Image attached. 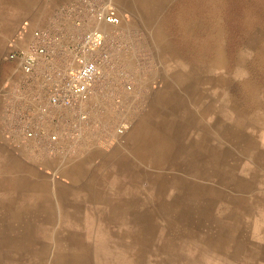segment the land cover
<instances>
[{
  "label": "crops",
  "instance_id": "0c3cea01",
  "mask_svg": "<svg viewBox=\"0 0 264 264\" xmlns=\"http://www.w3.org/2000/svg\"><path fill=\"white\" fill-rule=\"evenodd\" d=\"M113 1L122 12L134 17L121 28L122 38L127 37L126 41L137 48L132 49L130 59H125V66L131 72L139 67L134 75L138 85L144 81L143 86L127 92L119 85L118 71L112 77V72L108 73L96 84L87 107L101 110L94 113L87 127H71L67 132L64 123L72 119L70 111L36 98L33 88L20 90L19 65L1 63L12 46L23 42L19 32L25 23L30 28L62 29L60 22L50 23L47 15L57 4L52 0L0 3V77L16 75L8 88L0 84V94L4 93L0 99V228L15 221H51L56 222L55 228L73 222L74 235L86 245L60 250L57 231L52 228L47 236L42 232L32 234L25 248L4 246L0 252L5 250L9 259L3 264H119L123 260L120 254H126L127 264H167L163 249L165 240L175 236L167 229L172 222L185 227L184 238L192 241L200 239L201 233L189 232L190 223L207 219L233 222L230 211L244 214L240 217L244 235L251 222H256V231L261 230L264 237V118H251L259 113L264 116V110L237 107L230 86L224 88L210 80L199 83L197 79L203 73L198 70L191 75V88L184 89L175 74L191 73L186 67L180 69L187 61L180 57L178 63L174 60L171 64L162 52L159 57L154 55L150 46L154 35L149 30H165V24L161 21L152 27L141 21L137 16L143 12L140 6L159 4L160 13L177 14L179 8L191 6L190 0ZM64 29L70 36L77 35L87 25L66 23ZM171 45L177 46L174 42ZM157 78L162 87H150ZM33 80L37 85L38 78ZM39 105L49 108L46 116H42ZM118 108L124 109L132 121V129L122 139L116 138L115 130L110 131V126L119 121ZM236 112L247 118L238 120L233 117ZM22 126L43 131L44 135L58 131L65 138L66 133L69 143L64 144L63 151L50 153L48 136L26 144L15 143L19 141L15 134L11 140L4 138V132L15 133ZM156 175L165 178L162 188ZM209 188L216 193H205ZM209 199L212 205L207 217L200 211V202L206 204ZM161 202L163 205H159ZM125 228L142 231L147 244L144 262L134 261L133 238L122 237ZM62 234L66 240V231ZM7 235L13 240L25 236L22 228ZM16 242L22 244L24 239ZM197 251L189 244L183 253L193 259ZM60 252L68 254V262L59 261Z\"/></svg>",
  "mask_w": 264,
  "mask_h": 264
},
{
  "label": "bare ground",
  "instance_id": "6f19581e",
  "mask_svg": "<svg viewBox=\"0 0 264 264\" xmlns=\"http://www.w3.org/2000/svg\"><path fill=\"white\" fill-rule=\"evenodd\" d=\"M7 2L8 0H0L2 5L7 4ZM189 4L191 5L189 8L182 7L177 10L176 20L173 22L174 28L176 29H170L174 30V36L184 43L182 52L181 50L180 52H176V50H174L173 46L171 45L172 39L174 37L170 34L171 32L168 28L169 22H167V19L164 18L166 15L159 12V4L144 3L140 6L141 11L143 12H140L137 15L142 17L141 21L152 27H154L152 24H157V22L161 21H163L165 24V30L156 29L155 27L149 30V33L154 35L153 40H150V46L153 49V53L156 57L161 56V52H167L171 61L175 60L176 63H178V58H180L182 55H184L182 57L185 60H188V54H191L189 50H192L190 48L193 46L194 59L188 60V67L186 66V68L189 69L191 73L175 74L177 80H181V83H183L184 89L189 90L191 88V81L193 80L191 75H193L194 70H198L200 73H203V75L199 74L200 77L197 79L199 83L203 80L204 82L210 80L213 81L215 85L218 84V86L224 88L229 87V84L234 78L245 79V64L248 60L246 53L247 50L255 51L254 57L257 60L253 67L255 73L259 74V72L264 71V0H190ZM236 7L240 8L241 11L236 12L235 14L230 12L231 14H229L228 9H234ZM0 13L3 15L2 9H0ZM227 24L233 27V31L231 33L226 28ZM110 31L111 30L109 29V36L111 33ZM123 38L128 40L125 36ZM226 41L235 42V48L231 55L234 59L233 63L228 62L227 59L225 47ZM157 60L158 58L156 61ZM171 61L168 59V62ZM221 69H223V73L219 72ZM213 82H210V84H213ZM143 83L144 81L142 80L139 82V85L143 86ZM104 85L105 83L103 86ZM245 86H252L255 88L254 84L243 81V87ZM128 88L131 87L128 86ZM256 91L259 92V89H255L254 94H256ZM120 94L121 93H119V95ZM120 106H122V104H120ZM236 106L239 107V103L237 101ZM256 108L259 110V112L264 110V102H261L258 106H256ZM245 116V114H239L236 112L233 117H237L238 120H243L244 118H247V116ZM262 117L264 118V116L259 113V115L256 116L252 115L251 118L255 121L261 119ZM164 179L165 178L156 175L155 180L160 188H162L164 185ZM175 180L179 182L180 178ZM206 191L205 193H216V191L212 188L206 189ZM210 199L209 203L206 204L200 202L203 206V209H200V211L203 214H206L207 217L210 216V209L212 205V203H210L211 200L213 202V199ZM161 204L163 205L162 202L159 205ZM113 209L118 210L120 207L113 206ZM225 210L226 208H224V211ZM228 213L233 215V220L235 221L224 223L222 220H216L215 226L213 222L209 225L210 230H217L221 233H219V236L216 238L214 234L211 233L209 235H205L202 239H194L190 241L189 239L184 238L183 233L185 231V227H181L178 224V229H176V232H174L175 229L173 226L175 224L172 222V226L170 224L167 229L171 231L172 235L175 234V236L170 240H165V248L163 249V251L165 250V257H167L165 262L167 264H214V258H211L212 253L209 251L215 250L221 253V256L220 254V257L218 256V264L259 263L261 258H264V254L261 252L260 248H249L244 235L245 230L241 224V219L243 216L240 219L241 215L244 214L237 211H230ZM2 224H4V222H2ZM55 224L56 222L51 221L41 222V224L24 223L19 221L6 222L4 224L5 227L3 229L0 228V249H2L4 246L5 249L8 247L20 246L25 248L28 246L26 239H30L32 234L35 232H42L43 235L47 236L52 228L58 232V234L56 232V237L58 239V249L62 250L67 247L82 248L86 246L83 242H79L78 238H76L77 236L74 235L76 230L73 228V222H67L60 228H55ZM22 227H24L22 232L25 236L22 238H16L14 240L8 238L7 234L9 231L18 232ZM188 230L195 231L197 228L188 226ZM64 231H66V240H64V236L62 234ZM141 233L142 231L140 229L135 231V229L127 228H125L122 232V237L130 235L133 238V248L136 251V257L134 261L136 263H138V261L144 262L146 259L144 253H146L145 250L147 244L146 241L143 240ZM225 233L226 236L223 235ZM21 239H24V243L22 242V244H20V242H16ZM189 244H192V246L198 250V254H195L196 256L194 255L195 257L193 259H189V257L183 253L185 246H189ZM7 255L8 253H6L5 250L0 252V264H3L5 259H9ZM119 256L123 257V260L120 261L119 264H127L128 257L126 254H120ZM57 257L62 263L69 261L68 254L64 252H60ZM209 258L211 261H213L212 263L209 262ZM146 262H148V260H146Z\"/></svg>",
  "mask_w": 264,
  "mask_h": 264
},
{
  "label": "built area",
  "instance_id": "2783aa9c",
  "mask_svg": "<svg viewBox=\"0 0 264 264\" xmlns=\"http://www.w3.org/2000/svg\"><path fill=\"white\" fill-rule=\"evenodd\" d=\"M124 16L110 1L78 0L59 9L57 22L61 30L53 26L30 28L25 23L19 32L23 42L12 46L6 55L7 59L18 63L27 77L24 85L19 86L20 90L33 88L37 90L36 98L89 121L87 107L95 86L110 73L121 47L117 39L108 41V32L92 23L119 26ZM66 23L78 27L87 24V29L70 36L64 29ZM34 77L38 78L37 85ZM39 108L42 116L49 113L47 106L39 105ZM129 127L128 123H123L118 132L124 135ZM22 135L23 139L42 138L44 132L27 128ZM48 137L51 151L62 148L58 131Z\"/></svg>",
  "mask_w": 264,
  "mask_h": 264
},
{
  "label": "rangeland",
  "instance_id": "374dc122",
  "mask_svg": "<svg viewBox=\"0 0 264 264\" xmlns=\"http://www.w3.org/2000/svg\"><path fill=\"white\" fill-rule=\"evenodd\" d=\"M97 1H110L115 6H117V8L121 11L120 7L118 5H116L113 0H97ZM52 3H56L57 5L56 6H53V11L54 12L50 13V15L47 14L49 16V21H51L50 23H53V22H56L57 21V15H58L57 13H58L59 9L61 8V5H63V4L68 5L71 2H70V0H52ZM228 10H229V14H231L230 12H232V13L235 14L236 12H240L241 11L240 8H238V7L234 8V9H228ZM122 14L126 15L124 12H122ZM176 16H177L176 13L175 14L170 13V14H167L164 17V18L167 19L166 21L169 22L168 23L169 30L170 29H176V28H174V25H173V22L176 20ZM133 20H134V17L132 15H128L127 14L126 16H124V20L122 21V23L119 26H111V25H107V24H100V23H97L96 21L93 23L94 26H99L100 28H102L103 30H105V31L108 32V41L118 39L117 41L120 42L119 44H121V47H120V49L118 51V55L116 57V63L110 69L111 71H109V72L110 73L112 72L111 73V77H112L114 74H116V71H118L119 76H120L119 78H120V81H121V84H119V85H121L125 89V91H127V92H132V91H134V89H136L137 87L140 86V85H138L137 79H135L136 76L134 75V74L137 73V70L139 71V69H138L139 67H137L134 70V72H131V71L127 70V68L125 66V63H124L125 62L124 61L125 59L127 60V59H130L131 58V55L133 54V50L132 49L133 48L134 49H137V48L131 42L126 41L125 39H122V34H121L122 33V29L121 28H122V26L124 24L131 23ZM31 27H32V25H31ZM35 27H38V26H33L32 28H35ZM104 27H107V28H104ZM226 28H227V30L230 33L233 31V27L231 25H228L227 24L226 25ZM109 29L111 30L110 32L112 33V34L110 33V36H109ZM170 32H171L170 33L171 36L174 37L172 39V43L174 42L175 44H177V46L173 45V49L176 50V52H180V50L182 52L183 51L182 48L184 46V43L181 40H179L176 36H174L175 35L173 33L174 30H170ZM113 33H115V34H113ZM140 33H142V32H140ZM120 34H121V36H120ZM111 35H113V36H111ZM225 47H226V53H227L228 62L233 63L234 59H233V57L231 55H232V52H233V50L235 48V42L226 41L225 42ZM190 49H192V50H189L191 52V54L189 55L188 52H187V54H188V60L194 59L193 46H191ZM246 53H247V56H248V60H247V63L245 64V66H246V68H245L246 71H245V76H244L245 79H241V78L235 79L234 78L229 85H230V91L233 94L235 92V96L237 97V102L239 103V106H241V107H248V108H250V107L251 108H255V106H258L261 102H264V71L259 72V74H256L255 71H254V68H253L254 65L257 62V60L254 57L255 51L254 50H247ZM138 54L140 56H143L144 55V52H139ZM168 55L169 54L167 52H164L162 54V56L164 57L165 60L166 59H169L171 61V59H170V57H168ZM182 56H184V55H182ZM182 56H181V58H183ZM122 60H123V62H122ZM188 60H186V61H188ZM9 61L10 62H15V61L9 60V59L4 58V57L1 58V63H4L5 64V62H8L9 63ZM15 63H17V62H15ZM172 63H174V61H171V64ZM263 64H264V60H263ZM186 66H187V63L185 65L184 64H181L180 68L181 69H184ZM20 70H21V68H20ZM219 72L220 73H223L224 71H223V69H221V70H219ZM122 75H124V77H122ZM19 77L21 78V81H20V83L18 85L19 86H21V85L23 86L24 85V81L26 80L27 77H26L25 73L22 70H21V74H20ZM15 78H16V75H14V73L12 74V76L10 78L0 77V84H2V86L5 84V87L8 88V85L11 86V83H12L13 80H15ZM243 81L244 82H250L251 84H254L255 88H253L252 86H247V87L245 86V87H243ZM121 86H119V87L121 88ZM128 86H133V89H129ZM150 87L155 88V89L156 88L159 89V88L162 87V81L159 78H157L153 83H151ZM250 89H252L253 91L250 90ZM255 89H259V92L256 91V94H254L255 93L254 92ZM3 94L4 93H1L0 94V99L3 97ZM250 95H251V97H250ZM247 98H249V100ZM116 99L118 100V98H116ZM117 104H118V102H117ZM118 109H119L118 110V113H119V121L116 124H113L112 126H110L111 127L110 130H115L116 138L118 137V139H122L132 129V121L125 116L126 111L124 109H121V108H118ZM100 110H101V107H98V108L93 109V110H89L88 109V111H89V118H90L89 121H87V120H80L77 116H75L72 113L71 114L72 119L70 121H68V123H66V122L64 123L65 124V128H66L65 129L66 132H67L68 128L71 129V127L73 129H77L78 127L81 128L82 125L84 127H87V123L91 124V122L93 121V115H94V113H96V112H98ZM123 123H128L130 125L129 129H127V131H126V133L124 135L123 134H120L118 132V128ZM27 128H29V127H27V126L19 127V129L17 130V132L14 131L15 133L10 132V131H6V132H4L3 136H4V138H6L8 140L9 139L11 140V139L14 138L13 137V134H15L19 138V141L18 142H15V143H25V144L26 143L35 142L36 140L39 141V139H43L44 138V137L40 138L41 136H39V137H35V138H32V139H23L22 138V136H23L22 135V132L25 129H27ZM43 136L46 137L48 135L45 134ZM64 136H65L66 139L64 137H61V139H60V142H61L60 143V146L62 148H60L58 150H61V151H63L66 148V147L63 148L65 146L64 144L65 143L67 144V142L69 143L68 138L70 139V137H68L67 134H65ZM71 139H73V138H71ZM58 150H56V151H58ZM56 151H54V152H56ZM49 152L50 153H54L50 149H49ZM254 195H256V193ZM256 206H258V205H256ZM256 206H254V207H256ZM212 222H213V224L215 226V221H211L210 219H207L206 221H201V222H192L190 224H191V227L194 225V227L197 228V232L201 233V238L200 239H202L205 235H209L211 233H213L214 235H217V230H214V231L210 230L209 225ZM32 224H36V223H32ZM178 224L179 223H175V225L173 226V228L175 229L174 232H176V229H178ZM256 225H257V227H256ZM258 227H259V223L251 222L250 230L249 229H246V231H248L246 233V235H245L246 242H247L249 248H252V249L253 248H260L261 252L264 254V237L261 236L263 234V232H261V230L257 232L256 230H257ZM23 229H24V227H22V231H23ZM51 231L53 232L54 230H51ZM189 232H191V231L189 230ZM214 252L215 253L212 254V257L211 258H214L213 259L214 260V264H218L217 261L219 260L218 258L221 256V253H219V252H217L215 250H214ZM219 254H220V256H219ZM188 255H193V254L192 253H189ZM209 262L212 263L213 261H211L210 258H209ZM257 264H264V258H261V260Z\"/></svg>",
  "mask_w": 264,
  "mask_h": 264
}]
</instances>
